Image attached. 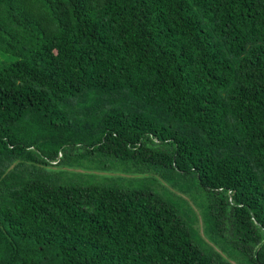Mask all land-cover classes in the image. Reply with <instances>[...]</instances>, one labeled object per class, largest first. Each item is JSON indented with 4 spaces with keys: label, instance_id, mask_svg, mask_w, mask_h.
I'll list each match as a JSON object with an SVG mask.
<instances>
[{
    "label": "trees",
    "instance_id": "1",
    "mask_svg": "<svg viewBox=\"0 0 264 264\" xmlns=\"http://www.w3.org/2000/svg\"><path fill=\"white\" fill-rule=\"evenodd\" d=\"M0 52V264H232L150 174L264 264V0H0Z\"/></svg>",
    "mask_w": 264,
    "mask_h": 264
},
{
    "label": "rangeland",
    "instance_id": "2",
    "mask_svg": "<svg viewBox=\"0 0 264 264\" xmlns=\"http://www.w3.org/2000/svg\"><path fill=\"white\" fill-rule=\"evenodd\" d=\"M13 61H15V59L11 55L2 54L0 52V70L5 64ZM109 166H111V164ZM123 170H127L123 164L120 166L117 165L114 166V169L108 172V174L113 176L121 175L128 178L141 177V175H137L130 171L123 172ZM72 171H82V169L72 168ZM148 179L150 183H147V185L152 187L151 189H154L160 195L164 196L168 201H170L172 205L177 207L180 212L185 214L184 218L198 233L199 240L201 242L208 244L232 264H252L246 257L243 259V261L239 262L229 254L233 253L232 249L230 248V244L226 243L230 239L229 237V239L226 237V235H231L230 230H228L226 235L221 234L218 231H216V235L214 230H212V227L206 217V210L203 206L205 196L202 195L200 190L194 189L192 187L194 185L192 178L185 180L184 184H172L162 180L160 177L155 176L154 174L148 175ZM138 182L139 180H137V183Z\"/></svg>",
    "mask_w": 264,
    "mask_h": 264
}]
</instances>
